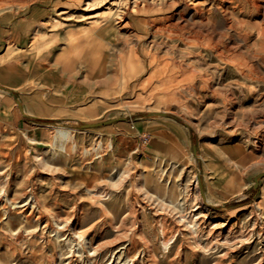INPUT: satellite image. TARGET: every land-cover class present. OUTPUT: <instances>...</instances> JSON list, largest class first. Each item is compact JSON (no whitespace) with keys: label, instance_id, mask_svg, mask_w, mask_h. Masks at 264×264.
Masks as SVG:
<instances>
[{"label":"rangeland","instance_id":"1","mask_svg":"<svg viewBox=\"0 0 264 264\" xmlns=\"http://www.w3.org/2000/svg\"><path fill=\"white\" fill-rule=\"evenodd\" d=\"M144 2L0 13L2 264H264V0Z\"/></svg>","mask_w":264,"mask_h":264},{"label":"bare ground","instance_id":"2","mask_svg":"<svg viewBox=\"0 0 264 264\" xmlns=\"http://www.w3.org/2000/svg\"><path fill=\"white\" fill-rule=\"evenodd\" d=\"M10 0H0V13H5V12H10V11H13L12 10V8H10V4H8L7 2H9ZM121 1V0H120ZM140 1L141 0H135V7H134V10H138V11H143V12H147V13H151V12H154L151 8H150V6H148V4L147 3H145L144 2V4H143V7H141L139 4H141L140 3ZM144 1H146V0H144ZM153 2H156V1H153ZM164 2V1H163ZM166 4V3H165ZM168 4H170V3H168ZM153 5V4H152ZM169 7H171V5L169 6ZM111 9H113V8H111ZM159 11H164L165 10V8H159L158 9ZM4 15V14H3ZM10 13L9 14H7V15H5L3 18H0V22L3 24V23H5L8 19H10ZM109 18V17H108ZM176 19V18H175ZM197 19H195L194 17L192 18V20H190L189 18H187V17H185L184 16V14H182V13H180V15H179V20L176 22V24H179V25H184V26H190L191 27V29H192V31L193 32H196V33H200L202 30H203V28L205 27V24H203V21H202V23H200L201 25L199 26V24H198V22L196 21ZM108 21V20H107ZM138 22V24H140V23H142V21H137ZM144 22H149V21H146V20H144ZM158 23V19H153L152 18V28H154L155 26H156V24ZM98 25V24H97ZM96 25V26H97ZM125 26L126 27H128L129 26V23L128 22H126L125 23ZM95 28V27H94ZM139 29L137 30H135L136 32H134V34L136 35V37H137V40H139L140 41V38H141V36L143 35H140L139 33H141L140 31V29H141V27H138ZM138 32V33H137ZM156 36H157V34H156ZM219 37V36H218ZM195 41V40H194ZM206 42L208 41V40H205ZM153 42H156L155 41V39H154V41ZM196 42V41H195ZM203 42V41H202ZM194 43V42H193ZM200 43H201V41H200ZM206 47H208L209 46V48L211 47L212 48V50H215L216 52H217V57L219 58V60H222V61H225L227 64H232V65H235V69L237 70V72L239 73V74H241V75H243V76H248V77H251V76H253V75H255V74H258V72H260L261 73V71H258V70H256V68H254V67H251L250 66V63L247 61V58L246 57H244V55L243 54H241V56H240V58L239 59H234L232 56H230V55H228V56H226V58H225V56H224V53L220 50V47H219V45H216V44H209V43H207L206 45H205ZM230 46V45H229ZM260 46V48H259V50H262L261 52H259L258 53V51H257V54H264V43H262V44H260L259 45ZM234 47V46H233ZM236 48V47H235ZM230 53H231V51H230ZM229 53V54H230ZM256 53V52H255ZM235 54V53H234ZM226 55V54H225ZM236 56V55H235ZM132 58V57H131ZM264 58V57H263ZM151 63L152 62H156V63H158V64H156V69H160V71H161V73L164 75V76H169V75H181V76H183V77H189V75H191V74H194V73H196L195 71H192V70H190V69H185V68H183V67H179V66H174V67H172V65H171V62L170 61H166V60H161V59H158L157 57H155V56H152L151 58ZM60 60H62V59H60ZM72 64H74V60H71V59H68L67 60V62H66V64H65V69H68V70H72L73 69V67H74V65H72ZM231 65V66H232ZM5 67V66H4ZM15 66H12L11 67V69H14L15 71H16V69L17 68H14ZM134 69V68H133ZM174 70H176V71H174ZM158 73H159V71H157ZM156 72V73H157ZM134 73V72H133ZM78 74V73H77ZM90 77V76H89ZM22 107H23V109H24V112H25V108H24V106L22 105ZM109 191V190H108ZM34 206V205H33ZM32 206V207H33ZM163 246H164V248H167L168 247V241H163ZM1 262V261H0ZM3 262H1V264H2Z\"/></svg>","mask_w":264,"mask_h":264},{"label":"water","instance_id":"3","mask_svg":"<svg viewBox=\"0 0 264 264\" xmlns=\"http://www.w3.org/2000/svg\"><path fill=\"white\" fill-rule=\"evenodd\" d=\"M0 88L1 89H5V90H7L8 92H11V93H13L14 94V91L11 89V88H9V87H7V86H4V85H1L0 84ZM16 101H17V103H18V105H19V107H20V109H21V111L23 112V114L25 115V116H27V117H32V118H38L37 116H34V115H31V114H27V113H25L24 112V109H23V107H22V105H21V102H20V100L16 97ZM154 114H157V115H163V116H165L166 115V113H164V112H154ZM121 119V118H120ZM117 119H113V120H110V121H105V122H98V123H89V124H82V126L83 127H97V126H101V125H105V124H108V123H111V122H114V121H116ZM119 120V119H118ZM264 175V173H261V174H259L258 176H256V178H255V187L257 188V186H258V179H259V177L260 176H263Z\"/></svg>","mask_w":264,"mask_h":264},{"label":"built area","instance_id":"4","mask_svg":"<svg viewBox=\"0 0 264 264\" xmlns=\"http://www.w3.org/2000/svg\"><path fill=\"white\" fill-rule=\"evenodd\" d=\"M144 142L147 143L149 141V137L143 136Z\"/></svg>","mask_w":264,"mask_h":264},{"label":"crops","instance_id":"5","mask_svg":"<svg viewBox=\"0 0 264 264\" xmlns=\"http://www.w3.org/2000/svg\"><path fill=\"white\" fill-rule=\"evenodd\" d=\"M2 85V84H1Z\"/></svg>","mask_w":264,"mask_h":264}]
</instances>
